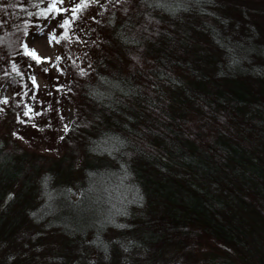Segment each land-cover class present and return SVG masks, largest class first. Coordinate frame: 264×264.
I'll list each match as a JSON object with an SVG mask.
<instances>
[{
  "label": "trees",
  "instance_id": "trees-1",
  "mask_svg": "<svg viewBox=\"0 0 264 264\" xmlns=\"http://www.w3.org/2000/svg\"><path fill=\"white\" fill-rule=\"evenodd\" d=\"M24 1L15 17L19 1L0 0V90L12 92L0 111V264H73L76 247L74 264H264V0L174 13L100 0L60 42L59 70L24 55L25 30L47 20L36 15L45 3ZM147 13L159 23L145 31ZM63 18L50 17L57 35ZM37 136L58 153L24 145ZM100 196L115 219L78 227Z\"/></svg>",
  "mask_w": 264,
  "mask_h": 264
},
{
  "label": "rangeland",
  "instance_id": "rangeland-1",
  "mask_svg": "<svg viewBox=\"0 0 264 264\" xmlns=\"http://www.w3.org/2000/svg\"><path fill=\"white\" fill-rule=\"evenodd\" d=\"M18 4H16L15 9L17 10L15 13V17H24L25 14H23V9L25 8V10L27 9L26 6V2L24 0H18ZM103 1V0H101ZM75 2H79V0H75ZM102 3V2H101ZM100 3V8L101 5H103V8H107L109 7V5H112V1L109 2L108 0H104V3L101 4ZM129 3V2H128ZM96 4L92 5L90 8H98L99 5L95 6ZM73 6V0H65V3L63 4V7L65 8H71ZM129 6V4H128ZM94 15V14H93ZM103 16V15H102ZM101 16V17H102ZM6 17H10L9 15H7ZM41 17V16H39ZM50 17H52L51 15H49V18H46L47 20H44L43 24L37 28L34 29L32 32H30L25 39V43H27L29 45V48H35L38 52V54L41 57H50L51 60L49 62H44L41 63L42 65H51L52 64H56L58 61L56 60V57H60L62 56V52H64V46H62L60 43L57 44L55 43V41L52 42V44L50 45L48 43V39H47V34L51 31L54 30L55 28V23L52 19H50ZM59 17H64L59 16ZM44 33L43 35H40L39 33L41 32ZM54 69H56L54 67ZM53 69V70H54ZM36 78V84L35 88L39 91L41 89L44 88V86L48 83V79L46 78V76H44L41 73L37 72L33 75ZM32 76V77H33ZM12 92L11 89L8 87L7 84H5L4 86H2L1 90H0V101L3 100H7V103H0V109H2L1 114H4L6 112V108H7V104H8V99L11 97ZM47 114L45 112L42 113V116L40 117V120H47ZM73 120V109L69 108L67 110V114H66V124L69 126L72 123ZM42 128V125H41ZM46 128V127H45ZM63 128V127H62ZM62 128H60L59 132L61 134ZM44 130V129H42ZM44 132V131H41ZM39 135V134H38ZM34 143H29L27 141H24V145L29 147L32 150H38V152H43V153H49V154H54V153H58L57 150V145L55 143H50L48 142V140L46 138H40L37 136V138H34ZM112 180L110 179L109 185L111 186L112 184ZM122 180V179H120ZM125 198V197H122ZM96 204L98 205L97 209H94L93 213H91V216L88 217H83L81 214H76V216L72 219H75L76 222L79 224L78 227H80V225L85 224V226L87 228L89 227H94V226H101V225H105L108 221H113L115 219V217L113 215H111V212L109 211V209L106 212V209L104 208V199L100 196L98 198L95 199ZM69 217L68 214L64 213V218ZM105 218H106V222H105ZM105 222V224H104ZM66 230L64 231V243L67 241L68 239V234L67 231L70 230L71 225L70 226H66L65 227ZM141 234V233H140ZM214 240L213 239H207L206 241H204L203 243V250L206 251H211L213 250L214 246ZM76 253L75 255H73L72 258V263H76L78 262L79 258L77 257L80 253V249L79 247H76Z\"/></svg>",
  "mask_w": 264,
  "mask_h": 264
},
{
  "label": "snow or ice",
  "instance_id": "snow-or-ice-1",
  "mask_svg": "<svg viewBox=\"0 0 264 264\" xmlns=\"http://www.w3.org/2000/svg\"><path fill=\"white\" fill-rule=\"evenodd\" d=\"M99 2L100 0H79V3H76L75 0H73V6L71 8H65L63 7L65 0H38V3L34 6L38 7L39 3H45L47 6L41 9L38 13H36V15L44 17V18H48L49 15H51L53 19H56L57 17L62 16V15L64 16V18L60 20L59 23L57 24V27L60 29H63V31L59 35H57L55 30L49 32L47 34L48 43L51 45L53 41H55V43L57 44H59L62 40L69 41L70 40L69 34L70 32L74 30L73 26L76 24V22L81 20L84 17V14L87 12V10L92 5L98 4ZM109 2H111V0H109ZM116 2L117 3H128L129 0H116ZM142 2L148 3L149 0H142ZM201 2H203V0H152L150 6L164 8L166 11H169L170 13H174L176 9L181 5L199 4ZM101 7H103V5H101ZM124 11L125 13H127L128 9L125 8ZM66 13L68 15H65ZM97 14L101 15L102 13H97ZM29 15H32V14L29 13ZM91 19L95 20V17H91ZM145 20H146V24L143 26L145 31H148L147 24H151L154 22L159 23L158 21L154 20V18L151 16V13L145 14ZM96 22L99 23V21H96ZM39 34L43 35L44 33L41 30ZM156 34H159L158 30ZM25 35H28V32L26 30H25ZM145 38H149V37H145ZM123 39H124V42L126 43L129 42V38L127 36H124ZM131 42L136 43V44L139 43V41L135 40L134 38L131 39ZM23 47H24V55L29 56L32 60L35 61L37 65L44 63V62H49L51 60L50 57H41L38 54L37 50L35 48H29V45L27 43H25ZM239 58L240 57L235 54L231 56L233 63H236ZM60 59H61L60 57H56L57 61H59ZM133 59H136V58L133 57ZM52 67H55L59 70L57 64H52ZM89 67H91V65H89ZM13 68H15V65H13ZM43 71L47 72L48 69L45 68L43 69ZM80 74L87 75V73L83 70H81ZM31 79H32L33 84H36V78L33 76L31 77ZM101 79H105V78H101ZM0 103L6 104L7 100L0 101ZM0 111H2V109H0ZM34 115H41V113H34ZM24 116H27L29 117V120H32L33 119L32 109L29 108L27 111H25ZM61 120H63V117H61ZM20 122L26 123V121H20ZM32 126L34 128H38V129L40 128V126L36 124H33ZM44 127H51V124L48 123ZM62 131H64L65 134H67L69 131H71V129L69 128L67 124H65L63 125ZM13 135L15 136L17 135V133L14 132ZM18 138H22V137H18ZM59 139L63 140L64 137L61 136L59 137ZM110 139L114 141V144H113L114 149H116L117 146H122V144L124 143L122 140H120L119 137H112ZM45 183H46V180H45ZM11 198L12 196L10 194L9 199ZM31 215L35 217V213H32ZM117 227H122V225H117ZM90 243L95 244L98 248L102 249L107 255L108 244L99 236V234H97L96 238L93 241H90ZM121 247H123L125 251L128 250V246L126 245L122 244Z\"/></svg>",
  "mask_w": 264,
  "mask_h": 264
}]
</instances>
